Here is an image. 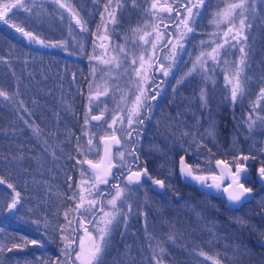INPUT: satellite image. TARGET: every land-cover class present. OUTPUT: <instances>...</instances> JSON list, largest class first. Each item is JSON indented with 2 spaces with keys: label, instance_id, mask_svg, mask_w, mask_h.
<instances>
[{
  "label": "trees",
  "instance_id": "trees-1",
  "mask_svg": "<svg viewBox=\"0 0 264 264\" xmlns=\"http://www.w3.org/2000/svg\"><path fill=\"white\" fill-rule=\"evenodd\" d=\"M208 3L210 6L202 7L200 24H196L188 40L194 49L196 44L210 46L215 40L217 32L209 33V27L204 25L206 16L210 14V11L206 13V8L209 9L212 5L211 2ZM34 7L30 14L33 18L23 24L24 27L30 28L43 41L56 42L61 34L64 36L61 30L65 21L60 24L58 19L37 14L36 10L41 9V6ZM22 13V8L16 9L6 17L11 16L14 20L23 22ZM177 22L178 18L172 14V38L176 34L174 25ZM248 35L253 36L251 29ZM251 48L249 57L253 50ZM41 53V57H38L36 51L28 49L6 29L4 23H0V89L10 97L7 100L0 97V176L15 187L20 193L21 201L17 206L18 211L0 212V229H3L0 231V243L11 247L13 243H21V237L41 243L44 239L50 244L47 249L55 250L58 241L56 235L65 218L64 212L72 205L70 196L77 176L74 160L78 157L74 148L80 142V127L81 123L85 124V120L81 119V99L75 93L78 81L71 82L67 77L59 75L55 50ZM190 56L180 54V58ZM226 56V60L230 62L229 52ZM221 78V73L214 74L215 89L204 86L208 106L201 111L190 108L193 100L190 96L187 97L188 93H176L178 102L170 105V169L176 165L181 155L191 165L199 164L200 169L215 158L226 159L234 164V157L241 154L255 156V160L249 159L246 162L248 174L244 180L245 185L253 188V197L235 209L228 208L219 197L197 191L193 186L182 182L173 172L174 191L180 192L182 198L179 202L176 199L170 200V208L145 206L142 221L136 225V230L133 227L138 236L139 249L144 250L142 255L147 251L145 247L150 248V243L158 240L156 237L165 231V227L166 231L170 228V235L173 236L179 235V229L185 228L191 236L186 244L187 234L185 235V247L197 251L196 254L187 252L188 254L178 255L194 258L186 264H213L211 260H203L206 257L199 255L201 251L218 259L220 264H264V246L252 242L253 238L264 233V188L259 187L252 177L254 167L264 164V154L261 152L264 149V130L260 129L264 122L257 119L258 116H264V102L255 112L251 111L260 88L264 87V79L258 80V83L261 81L258 86H252L253 83L249 82L246 95L233 105L230 96H223V92L230 91V86L225 89L226 84L222 83L225 86L222 87ZM179 89L192 92L197 87L182 85ZM250 113L256 121L255 130H260L257 131L258 139L254 138L253 131L249 132L245 122ZM209 130L213 131L214 136L208 135ZM44 138L47 139L45 143ZM53 138L57 140V146L50 141ZM114 179L109 178L104 195H98L97 201L113 192L112 185H124L121 181L114 183ZM10 192L7 184H0V205L6 207L7 202L11 201ZM104 210L109 209L105 206ZM81 214L86 227L89 225L87 221L93 219L92 214L84 212L77 213L76 217L74 215L72 226L76 231L72 234L78 233ZM98 215L97 210L96 216ZM161 218L164 219V225L161 224ZM238 221H244L245 225ZM25 248V253L21 249L4 251L0 253V259H3L4 264H17V261L20 264L25 261L29 264H44L46 261L53 264L57 260V257L45 255L37 248L28 245ZM137 259L133 258L132 262H139ZM68 263L72 264L71 260Z\"/></svg>",
  "mask_w": 264,
  "mask_h": 264
},
{
  "label": "snow or ice",
  "instance_id": "snow-or-ice-1",
  "mask_svg": "<svg viewBox=\"0 0 264 264\" xmlns=\"http://www.w3.org/2000/svg\"><path fill=\"white\" fill-rule=\"evenodd\" d=\"M55 3L59 4L60 7H68V5L61 3V0H54ZM127 0H115V9L112 11H108V9L112 6L113 0H108V3L105 5V11L108 12L109 20L116 24V14L117 11L122 9ZM250 3L252 5L255 4V0H232V2H227L225 7L219 9L213 16V23L217 26L221 24L227 25V30L224 31L223 36L225 37L223 43L216 44V47L212 48L211 52H201L200 55L196 57V60L193 62L192 68L189 69L187 73H185V77L190 76L193 72L197 70V66L204 70L206 67V59L205 57L211 58L213 61H217L221 56V50L225 48V45H228L230 48H237L240 53V57L238 61L233 62L235 64L234 73L229 76L225 75V83L230 86V101L233 105L236 104L238 100H242V98L246 95V86L250 81V77L245 75V68L248 67V53L246 51L247 45V35L245 34V30L251 28V24L247 23V15L246 13L249 10ZM132 7H138L137 0H131ZM205 0H184L181 3V0H173L172 3H168V0H164L163 3H160L159 0H152L149 9L152 16H158L159 13H167L169 15L174 14L178 18V23L174 26L179 33L176 36L175 43L171 40L168 41V44L171 45L172 49L182 48V41L184 38L191 32L194 31L192 27L196 22V17L200 15V9L205 7ZM24 9L27 12H31L32 9L27 6L24 0H14L13 3H5L0 5V21H4L8 23V20L5 19L7 14L11 12L13 9ZM69 12H72V19L75 20V23L79 25L82 30L87 31V24L85 21L81 20L77 13L73 12L72 8H68ZM182 10V11H181ZM237 17L239 18L238 25L236 24ZM18 32L22 33L24 36L28 37L29 40H36L37 42L43 44L44 41L40 40L39 37L35 36L32 32L25 31L23 27H20L16 24L11 25ZM165 30H167L168 25L163 26ZM133 33H137L141 31L139 27L131 29ZM155 36V40L148 39L149 37ZM165 35L164 32L160 31V25H154L152 32H144L143 35L139 37V40L143 41L144 44L151 43L152 49L155 50L158 43L164 41ZM235 41L236 43H232ZM203 43V42H202ZM120 51L123 52L124 48L121 46ZM154 55V51H153ZM224 55H228L227 50H225ZM94 59H99L98 57H93ZM151 59L149 57L148 60H145L144 56L139 58L140 67L135 69L136 76L140 78L141 82L146 81L148 79L145 74L147 71V67H151ZM105 64L115 63L116 67H119V63L116 62V58L113 57L112 60H104L102 61ZM137 63L136 59L132 60V64L135 65ZM225 64L229 63L227 60L224 61ZM147 65V67H146ZM171 67V65L169 66ZM164 75L167 76L169 74L168 69H163ZM183 77L181 80L177 81V84L182 83ZM139 94L135 96V99L132 102L131 107L127 109V124L131 127L133 124L142 125L144 123L143 119H140L141 109L145 106L146 97V89L143 88L139 83L137 85ZM108 89L106 88L104 92H97L95 96H89V103L91 104L93 99L99 98L101 95H106ZM0 97H4L6 100L10 99L8 93L3 89H0ZM154 99V97H152ZM200 100L202 102V106H206L207 101V93L204 88H201L200 91ZM264 102V87H261L259 90V94L257 96V100L252 104V112H255L258 106ZM91 112V107H89L88 112L85 114V125L89 124L87 116ZM104 118V112H101L100 115L92 116L91 119L95 121H100ZM257 119L261 122H264V116H258ZM125 120L124 116L114 117L111 124H109V130L112 132L109 136H104L101 138L103 142L104 156L98 163H93L92 160H85L83 163L89 165V169H82L81 176L84 177L88 175L90 172L89 180H81L80 184L77 187L80 190L79 193V203L76 205L74 209L76 212H79L81 208H84L85 213L92 214L93 219L88 220L87 223L93 226V230L89 231L87 227H85V223L83 220V214H81L82 218L80 221V227L83 229L84 235L79 237L78 248H73V245L76 243L75 240L71 239L67 235H61V239L64 241V247L61 249L62 255L67 259L72 260V264H104L105 256L111 246L112 234L116 228L120 226V223L127 224V216L131 214L132 208L131 205L128 206V212H122L121 207L118 206V202L122 205L126 201L125 196V188L120 187V185H112V189L115 190V194L111 195V199L107 200V206L111 208V211H105V204L103 200L97 201L95 199H87V196L93 194V190H95L96 194L99 196H103L104 194L99 191V185L109 183V177L113 176V169L120 167L128 168L127 175V184L128 185H140L142 178L147 177L154 185L159 186L160 188H165V180L164 179H156L149 175L147 168H143L139 171H132L131 166H126L124 163V153L118 152L117 154L120 157L121 164L117 166L113 163V155L112 149L115 145H119L121 143L120 138L116 135L115 125L117 123L123 124ZM247 127L249 132L252 131L256 121L252 119L251 113L248 115ZM214 128V124L212 125ZM39 131L38 129L36 130ZM188 133H185L187 135ZM94 136L95 134H91ZM129 136L132 135L131 132L128 133ZM208 135L214 136L213 131L209 130ZM89 150L91 151L94 147L93 139L88 140ZM97 149V154H98ZM209 152L211 150L209 149ZM262 154H264V149L261 150ZM129 156L133 157V161L139 159L138 156L135 155V150L128 153ZM255 160V156L243 155L241 154L239 157H234L233 163L235 165V169L233 170V165L229 164V162L224 160H216V167L220 169L219 175L215 172L208 175L198 174L200 172L199 164L193 166L189 164L184 156H180L179 159V168L181 175L190 179L201 185L204 188H215L217 191H220L227 196V201L230 205L235 206L245 202H249L250 198L253 197L254 190L250 186H245L244 180L247 179V165L246 162L249 160ZM258 179L261 183H264V164H262L257 169ZM209 179L211 183H209ZM225 181L228 183L225 186ZM0 184H7V187L15 193L11 198V202L7 204L6 207L0 205V212H8L12 213L18 211V205L21 203L20 201V193L16 191L15 187L8 183L2 176H0ZM87 185V186H86ZM71 188V185H69ZM87 194V195H86ZM179 195V193H176ZM71 199H77V196L74 194ZM86 205V207H85ZM99 211L100 217L96 219V212ZM65 218L68 216V212H65ZM242 225H245L244 221H238ZM38 223V221H37ZM71 221H69V225ZM3 231V229H0ZM67 231L62 226V232ZM72 231H76L73 229ZM147 232V228L145 229ZM262 237H264V233H260ZM21 243H13L11 247H7L5 244L0 243V253L4 251L11 252L14 249H23L28 244L31 245H40L41 241L38 240H28L27 237H21ZM155 239V237H152ZM169 240H174L173 236L168 237ZM163 243V242H161ZM262 243H264V239H262ZM166 249L164 247H159V255L154 253L153 260L155 264H163V254ZM201 256H205L206 259L211 260L213 264H220L218 259H215L212 256H208L205 252L201 251L199 253ZM0 264H4L3 259H0ZM17 264H20L17 261ZM24 264H29L28 261H25ZM44 264H48V262H44ZM53 264H65L64 260L57 258Z\"/></svg>",
  "mask_w": 264,
  "mask_h": 264
},
{
  "label": "flooded vegetation",
  "instance_id": "flooded-vegetation-1",
  "mask_svg": "<svg viewBox=\"0 0 264 264\" xmlns=\"http://www.w3.org/2000/svg\"><path fill=\"white\" fill-rule=\"evenodd\" d=\"M72 5L73 12L77 13L81 20L85 21L87 24V31L82 30V28L75 23V20L72 19V12H69L68 9L62 8L59 11V23L62 24L64 22L63 14L69 15L70 21V33L72 34L69 39L66 41L65 36L60 35L58 41L55 42V56L57 62V71H59L60 76L67 77L71 82H76L75 93L78 98L81 99V106L83 107L84 102L89 99V96H95L97 92H104L107 88L108 92L106 95H101L97 99L92 100L91 112L95 113L100 111V107L103 103H110L111 99H115V104L117 105L118 101H122L119 105L121 111L125 110L128 105V100L130 99L129 107H131L135 96L139 94L138 83L146 89V97L145 106L141 109L140 119H143L144 123L142 125L133 124L131 127L126 128L127 132V141H128V151L132 152L135 150V155L139 157L138 160L133 161V157L130 156L127 158L124 163L126 166L130 165L131 170L139 171L143 168H147L148 173L151 177L156 179H164L165 180V188H155L153 187V183L147 177H143L140 185L133 184L132 186L135 188L136 197L141 204L145 203V206H161L170 208V200L176 199L177 202L182 198L180 197V192H175L174 189V178L172 177V173L174 172L176 176L184 183L179 175H178V166L179 159L178 157L176 165L170 169V105H174L178 102L175 98L176 93L187 94V97L190 96V99L193 104L190 108H195L198 111H201L202 102L200 100V89L202 87V76L205 75V69L197 70V72H193L190 76L185 77V73L192 68V60L191 57H183L180 59H170V44L168 41L172 38L170 34V17L167 13H159L158 16H151L154 20L151 24L149 32H152L154 25H160V31L164 32L165 39L164 41L158 43L155 50L152 49L151 43L144 44L139 43V46L146 50L145 60H148L149 57L151 59V67H147L146 75L148 79L146 81L141 82L140 78L136 76L135 69L140 67V61L138 57L134 56L129 59L122 58L119 60V57L116 53H114L115 49L111 47L112 37H116L118 33L128 30V28H132V24L137 23V25H141L144 22V18L147 19L148 11H147V1L148 0H137L138 7H132L130 3L131 0H127L125 6L117 11L116 20L117 23L113 24L109 20L108 12L105 11V5L108 3V0H70ZM160 3H163L164 0H159ZM173 0H168V3H172ZM184 0H181L183 3ZM115 9V0H113L112 6L108 9V11H112ZM137 17L138 21L135 22V18ZM147 21V20H146ZM66 23V21L64 22ZM168 25L167 30L164 29V25ZM129 26V27H128ZM62 31V30H61ZM100 31L102 33V41L99 44H96V34ZM146 32V31H145ZM167 35V36H166ZM150 40H155V36L150 37ZM149 45V46H148ZM139 50V47H138ZM154 51V55H153ZM93 57H98L99 59H94ZM116 58V62L120 63L121 66V75L120 79L128 78V75L132 74V84H121L116 85L109 83V79L103 80L99 85L97 84L95 87L91 85L90 91L87 90L86 86L90 81L91 76L89 75L91 67H93L94 61H96L99 66H97V71L101 70V66L106 65L102 61L104 60H112V58ZM136 59L137 63L135 65L132 64V60ZM170 62L173 65V69L170 75ZM175 62V63H174ZM115 64V63H113ZM111 65V64H109ZM163 69H168L169 74L167 76L164 75ZM92 73L93 70H92ZM231 76V74L223 73L222 78L224 80L225 75ZM93 75V74H92ZM134 76V78H133ZM184 78L182 83L177 84L178 80ZM221 78V80H222ZM196 82V84L194 83ZM193 83V85H192ZM190 87L191 85L194 88L197 87L194 91H182L179 88L181 86ZM196 85V86H195ZM85 87V88H84ZM124 89L122 90L121 89ZM122 90V91H121ZM218 95V94H217ZM223 96H230V91L223 92ZM120 97H122L120 100ZM154 97V99L152 98ZM101 98V100H100ZM85 100V101H84ZM102 101V102H101ZM172 103V104H171ZM107 104V105H108ZM128 107V108H129ZM104 112V111H100ZM105 117V112H104ZM189 118V117H188ZM175 119V118H174ZM172 119V120H174ZM177 119V118H176ZM187 120V119H186ZM101 122V121H100ZM99 122V123H100ZM92 123L94 126L99 123ZM131 132L132 135L129 136L128 133ZM117 135V134H116ZM118 136V135H117ZM119 137V136H118ZM121 143L119 145H115L112 149V155L118 152L121 148L123 137H119ZM122 138V139H121ZM124 153V157L126 152ZM100 155V152H99ZM183 156V155H181ZM99 158V157H98ZM221 159L226 161V159L215 158L204 164L203 168L200 169L198 174H210L217 173V168L215 165L216 160ZM98 160V159H97ZM186 160V158H185ZM187 161V160H186ZM188 162V161H187ZM113 163L117 165V162L113 160ZM189 163V162H188ZM190 164V163H189ZM230 164V163H229ZM211 165V166H210ZM233 165V170L235 169V165ZM260 166L262 164H259ZM256 165L253 170V179L257 183L259 187L264 188V185H260L255 179ZM119 166V165H117ZM114 183H118L119 181L123 183H127V173L128 168H114L113 170ZM248 174V171H247ZM246 174V176H247ZM244 182V181H243ZM192 188L200 191L204 194H208L195 185L187 183ZM247 186V185H245ZM100 192L104 193V190ZM176 193H179L177 195ZM212 195V194H209ZM216 196V195H214ZM218 197V196H217ZM252 198V197H251ZM250 198V200H251ZM221 199V198H220ZM222 200V199H221ZM224 202V201H223ZM147 204V205H146ZM225 205V203H224ZM241 205V204H239ZM238 205V206H239ZM237 206V207H238ZM227 207V206H226ZM235 207V208H237ZM229 208V207H228ZM232 208V209H235ZM79 222L81 219H78ZM86 227V225H85ZM79 227V231H80ZM81 233V232H80ZM82 236V234H81ZM77 237L78 233L72 234L73 240L76 243L73 245V248H77ZM262 238L256 237L252 239ZM254 243V242H253ZM43 245L42 248L36 247L35 245L28 244L29 247H34L42 252L45 255H51L52 257H60L62 255L61 249L64 247L63 242L56 241V249L49 250V243H47L44 239H42ZM260 245V244H258ZM264 246V245H261ZM22 252H27L26 248L21 249ZM69 262V259H67Z\"/></svg>",
  "mask_w": 264,
  "mask_h": 264
},
{
  "label": "rangeland",
  "instance_id": "rangeland-1",
  "mask_svg": "<svg viewBox=\"0 0 264 264\" xmlns=\"http://www.w3.org/2000/svg\"><path fill=\"white\" fill-rule=\"evenodd\" d=\"M219 1V2H218ZM14 0H0V5H3L5 3H13ZM24 2H26L27 6L29 8H32L36 5L41 6V9L36 10V13H40L42 16H47L50 19L52 18L54 19H58L59 17H57L59 14V11L62 10L61 7L59 6V4L55 3L54 0H24ZM147 10L150 7V4L152 2V0H148L147 1ZM208 2H211V7L208 9L206 8V13L208 11H210V14L208 16H206V19L204 20V25H207L209 27L210 32L209 33H213V32H217L216 35L214 36L215 40L213 43H210V46L208 47L206 44H196L195 45V49L193 44H189L188 40L191 37V33H189L184 40L182 41L183 47L182 48H177V49H172L171 45H170V59L174 58V59H180V54H186V55H191L190 57L192 58L193 61L196 60V57L198 55H200L201 52H211L212 48L216 47V44L218 43H223L225 37L223 36L224 31L227 30V25L226 24H221L219 26H217L215 23H213V16L214 14L219 10L224 8L223 5L226 4L227 2H232V0H210V1H206L205 0V4L206 7L210 6V4ZM216 2V3H215ZM61 3H64L66 5H68V7H64L65 9H68L69 7L72 8V3L70 0H61ZM131 3V1H130ZM215 3V4H214ZM218 4V5H217ZM216 5V6H215ZM35 8V7H34ZM205 8V7H204ZM202 9V8H201ZM201 9H200V15L198 17H196V22L195 24L192 25V27L194 28L196 26V24H200V16H201ZM2 10V9H0ZM16 10V9H13ZM12 10V11H13ZM24 10V9H23ZM33 11H31L30 13L24 10V13H22L23 17V22H20L19 20H14L13 17H5V19L8 20V23H5L4 21H0V23H4V25L6 26V29H8L9 31H11L17 38H19L22 41V44H24L28 49H30L31 51H36V55H38V57H41V51H49L55 50V41L52 42H48V41H44L43 44L37 42L36 40H29L28 37L24 36L22 33L18 32L15 28H13L11 25L12 24H16L20 27H23L25 29V31L28 32H32L30 28H26L23 26V24H25L27 21H29L30 19H32L33 17L30 16V14ZM10 15V12L7 14V16ZM148 17H146L147 19L144 18V22H142L141 25H137V23L132 24V28H128V30L124 31V29H122L121 33H118L117 37L118 39H116V37H112L111 40V47L113 49H115L114 53L117 54V56L119 57V60H121L122 58H126L129 59L131 56L134 58L138 57L140 58L141 56L145 57L146 54V50L144 49L142 51V48L139 46V43H142L141 40H139V37L141 35L144 34V32H149L151 24L153 23L154 20H152L153 18L151 17L152 15L150 14V12H148ZM247 15V23L251 24V28L246 29L245 30V34L247 35V37L249 36V30H252V37H248L247 39V45H246V51L248 53V67L245 68V75H247V77H250V81L251 84L253 83L252 86H258V84L260 85L261 81L258 83V80H263V75H264V0H255V4L252 5L250 3L249 6V10L246 13ZM14 16V15H13ZM212 16V17H211ZM64 21H66L64 28L62 29V31L64 32V36L66 39V41L69 39L70 41V37L72 34L70 33V19H69V15H66L65 13L63 14ZM135 18V22L138 21L137 17H133ZM147 20V21H146ZM236 24L238 25L239 23V18H237V20L235 21ZM178 23V22H177ZM129 27V26H128ZM139 27L141 29V31L137 32V33H133L131 31V29L137 28ZM258 27V28H257ZM195 30V28H194ZM103 31H100L96 34V44H99V42L102 41V33ZM207 32V33H208ZM35 36H37L35 33H33ZM179 33L177 32L176 29V34L174 35V37L171 39V41L173 43H175V39L176 36ZM215 34V33H214ZM167 36V35H166ZM39 37L40 40H42ZM150 39V37L148 38ZM251 40V41H250ZM57 41V40H56ZM232 43H236L235 41H232ZM121 46H123L124 51L121 52L120 48ZM149 46V45H148ZM254 47V48H251ZM255 46H257L258 48H256ZM139 47V50H138ZM253 49L252 50V54L249 57V49ZM227 49V51L229 52V57L230 62L225 64L224 61L226 60L225 56L223 54V51ZM183 50V52H182ZM182 52V53H181ZM240 57V53L237 48H230L228 45H225V48L221 50V56L218 58L217 61H213L211 58L205 57L206 59V67H205V75L202 76V87L204 86H209V88H213L214 87V74H218L221 73V75L223 73H229V74H233L235 71V64L233 62L238 61ZM29 59V58H28ZM27 61V59L25 60V62ZM29 62V60H28ZM175 63V62H174ZM193 64V62H192ZM100 64H98L96 61H94L93 63V67H91V71L89 73V75L91 76L89 83L87 84L86 88L88 91H90L91 89V85H93L94 87L98 84H100L103 80L109 79V83L111 84H122L124 82H126V84H132L133 83V79H132V74L128 75V78H123V80L120 79V75H121V66L116 67L115 64H106L103 65V67L101 66V70L97 71V66H99ZM120 65V63H119ZM171 65V62H170ZM173 69V65H171L170 67V75ZM199 69V65L197 66V70ZM92 70L94 73H92ZM196 70V72H197ZM198 73V72H197ZM93 74V75H92ZM212 75V76H211ZM211 76V77H210ZM134 78V76H133ZM221 81V84L225 83V77H224V82ZM195 83V82H194ZM196 84V83H195ZM193 85V83H192ZM192 85L190 87H192ZM197 85V84H196ZM195 85V86H196ZM189 87V88H190ZM222 87L223 86L222 84ZM228 85H226L227 89ZM85 88V87H84ZM122 89V87H121ZM206 89V88H205ZM124 90V89H122ZM121 90V91H122ZM201 90V89H200ZM182 95V94H181ZM184 95V94H183ZM122 97H120V100ZM101 100V98H100ZM128 101V105H126L127 107L125 108V110L121 111L119 108V105L122 103V101H118L117 105L115 104V99H111L110 103H103L101 104L100 107V111H104L105 112V117L101 120V122L97 125H93L92 123H89L87 125L81 123V127H80V142L75 146L74 150H76V153H78V157L74 160L76 162V167H77V173H76V178H75V184L73 187L72 193L70 197H73V195L75 194L77 196V199L73 200L72 199V205L70 207V209L68 211V216L67 218H64V220L61 221V225L59 228V233L56 235L57 239L61 242L64 241L61 239V235H67L70 238H72V230H73V217L74 215H77V213H85L84 208H81L79 212H76L74 209L76 208V205L79 203V193L80 190L77 187L78 184H80L81 180H89L90 179V172L88 175H85L84 177L81 176V170L82 169H89L87 168L83 163L82 160L84 158H89L92 160H97L99 157V152H100V142H99V138L102 135H106V134H112V132L109 130V124L112 123L113 118L114 117H119V116H124L125 120L123 124L117 123L115 125L116 128V134L119 137H123L122 139V144H121V148L118 150V152H126L125 157H124V161L129 158L130 156L128 155L129 151H128V141H127V132H126V128L129 126L127 124V109L129 107L130 104V99H127ZM85 101V100H84ZM108 104V105H107ZM208 106V103L207 105ZM89 107H92V103H89V99H87V101L84 102V105L81 109V119L85 120V114L86 112H88ZM118 107V108H117ZM205 108V106H203ZM92 112H90L88 114V116L91 114ZM87 116V118H88ZM81 120V122H82ZM91 122V121H90ZM207 124V122H206ZM262 124V123H261ZM209 126V123H208ZM260 126V125H259ZM257 128L256 125H254L252 131H253V135L254 138L258 139V133L257 131H260L259 129L255 130ZM262 128V130H264V124L261 125L260 129ZM95 134L94 136H92L91 134ZM46 137V136H45ZM47 138V137H46ZM93 139V144L94 147L92 148V150H89V145H88V140L89 139ZM47 141V139L44 138L43 143H45ZM50 141L52 142V144H55L56 146L58 145V142L55 138L50 139ZM51 147H53V145H51ZM60 149V148H59ZM97 149L98 154H97ZM117 152V153H118ZM116 152L113 155V160L117 162V165L121 164V160L119 155ZM211 166V165H210ZM109 179V178H108ZM87 186V185H86ZM105 184H101L99 185V191L101 190H106L105 188ZM122 188H125V196H126V201L120 205L118 202V206L121 207V211L122 212H128V206L131 205L132 211L131 214H129L127 216V224L125 225L123 223V221L120 223V226L118 228H116L112 234V239H111V246L105 256V260H104V264H155V261L153 260V255L154 253L156 255H159V247H164L166 249L165 253L163 254V264H186L187 261H192L194 258L193 257H183V256H178L180 254H188L187 252H189L190 254H194L195 252H197L196 250L188 247H185V242L184 240L187 238L186 244L188 242V238L191 237L189 234V231L187 229H179V231L177 232L179 235H170V228L168 229V231H166V227H165V231L163 230V233H160L159 237L157 241H152L150 243V248L147 249V247H145L146 253L145 255H142L143 253V249H139V242H138V236L137 233H135V231L133 230V227H135L136 230V225L139 223V221L141 219H143L144 217V210H145V203L141 204L139 201L137 202V197H136V190L133 186L128 185L127 183H124L123 186H121ZM6 188V187H5ZM115 194V190L113 189V192H111V195ZM15 194L12 192H10V198H12V196H14ZM87 195V194H86ZM111 195H107V197H103V202L105 204V206L109 209L107 211H111V208L109 206H107V200L111 199ZM98 195L96 194L95 190H93V194L90 196H87V199H97ZM11 201L9 200L7 202L10 203ZM6 204V206H7ZM147 205V204H146ZM86 207V205H85ZM153 208V207H151ZM64 212V214H65ZM86 214V213H85ZM100 217V214L98 215ZM96 216V219H99V217ZM65 217V216H64ZM86 217V216H85ZM91 219V218H90ZM69 221H71V224L69 225ZM142 221V220H141ZM161 224L164 225V219L161 218ZM62 226L64 229H67V231H63L62 232ZM80 227V226H79ZM79 227H77L78 229V237H77V248H78V244H79V237H81V233L79 231ZM161 226L158 227V229H160ZM89 229V231L93 230V226L92 225H88L87 227ZM186 231V232H185ZM150 233V232H149ZM187 234L186 238L185 235ZM169 236H173L174 240H169L168 237ZM132 237V238H131ZM131 238V240H130ZM163 242V243H161ZM141 245V244H140ZM197 245V244H196ZM187 246V245H186ZM139 250V251H135ZM196 254V253H195ZM57 258L64 260L65 264H69L67 261V258L63 255H61L60 257L57 256ZM56 258V259H57ZM133 258H138L137 260L139 262H132ZM203 259V258H201ZM203 260H206V258H204ZM142 261V262H141ZM198 261H201L198 259ZM72 262V260H71Z\"/></svg>",
  "mask_w": 264,
  "mask_h": 264
},
{
  "label": "water",
  "instance_id": "water-1",
  "mask_svg": "<svg viewBox=\"0 0 264 264\" xmlns=\"http://www.w3.org/2000/svg\"><path fill=\"white\" fill-rule=\"evenodd\" d=\"M100 113H101L100 111L95 112V113H91V114L88 116V120L91 121V122H93V123H99L101 120H100V121H95V120H92L91 117H92V116H95V115H100ZM109 135H111V134L102 135V136H100V138H99V142H100V155H99L98 160H92V159H89V158H84V159L82 160V163H83V161H85V160H92L93 163H98V162L101 160V158L104 156L103 142H102L101 138L104 137V136H109ZM218 160H221V159H218ZM83 164H84L87 168H89V165H88V164H86V163H83ZM215 165H216V162H215ZM259 167H260V165L256 167V170H255V171H256V173H255V179L257 180V182H258L260 185H264V183H261V181L258 179L257 169H258ZM216 168H217V167H216ZM132 171H135V170H132ZM219 172H220V169L217 168V173H216V174L219 175ZM211 174H212V173H210V174H203V175H208V176L210 177ZM127 175H128V173H127ZM178 175H179V177H180L183 181L195 185V186H196L197 188H199L200 190H202V191H204V192H206V193H208V194H212V195H216V196H218L219 198H221V199L224 201L225 206H227V207H229V208H235V207L238 206V205H235V206L230 205L229 202L227 201V196H226V194H224V193H222V192H220V191H217L215 188H204V187H202L201 185H199L198 183H196V182H194V181H191L190 179H186V178H184V177L181 175V173H180V168H179V166H178ZM209 183H211V180H210V179H209ZM224 183H225V186H226V184L228 183V181H225ZM153 187H155V188H160L159 186L154 185V184H153ZM75 217H76V215H75ZM80 221H81V220H80ZM84 223H85V225H86V222H85V221H84ZM80 232H81V234H82V236H83V235H84V232H83V229H82V228H80ZM262 239H264V237H262V238H258V239H254L253 242H254L255 244L264 245V243H262ZM35 246H36V247H39V248H42V247H43L42 244H40V245H35Z\"/></svg>",
  "mask_w": 264,
  "mask_h": 264
}]
</instances>
